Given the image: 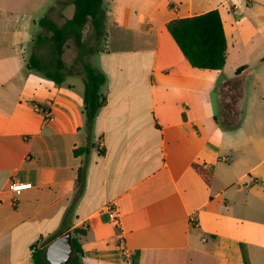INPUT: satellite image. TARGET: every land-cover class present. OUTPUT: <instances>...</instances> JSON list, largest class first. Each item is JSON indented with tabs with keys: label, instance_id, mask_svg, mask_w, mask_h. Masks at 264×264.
<instances>
[{
	"label": "crops",
	"instance_id": "crops-1",
	"mask_svg": "<svg viewBox=\"0 0 264 264\" xmlns=\"http://www.w3.org/2000/svg\"><path fill=\"white\" fill-rule=\"evenodd\" d=\"M70 4L0 0V264L46 260L76 228L82 264H264V0H104L89 60L105 105L90 132L85 75L58 85L27 69L39 20L62 25ZM212 10L228 42L214 71L168 29ZM16 182L32 186L15 194Z\"/></svg>",
	"mask_w": 264,
	"mask_h": 264
},
{
	"label": "trees",
	"instance_id": "trees-1",
	"mask_svg": "<svg viewBox=\"0 0 264 264\" xmlns=\"http://www.w3.org/2000/svg\"><path fill=\"white\" fill-rule=\"evenodd\" d=\"M71 3L74 5L73 17L67 19L62 25H58L47 15L39 20V26L44 29V32L38 34L33 41V51L27 59V69L62 85L68 76L78 73L75 66L69 67L63 60L66 46L73 43L77 51L75 64L80 63V71L85 75L83 113L86 120L85 128L90 132L99 111L105 105L101 88L107 78L89 61V57L96 50L85 40L84 29L90 24L95 38L100 41L104 39L106 11L104 0H71ZM168 29L193 67L214 71L221 70L226 65L228 42L219 10L176 19L168 24ZM47 45L50 47L51 56L40 55L38 51ZM239 71L241 69L237 73ZM81 152H89V147L83 148ZM75 153L78 154L79 151L75 150ZM84 184L85 169L82 168L76 181V198ZM73 234L72 244L74 254L77 256L70 264H82L80 258L83 251L78 236L85 234V230L76 228ZM34 262L48 264L43 253L35 254Z\"/></svg>",
	"mask_w": 264,
	"mask_h": 264
},
{
	"label": "water",
	"instance_id": "water-1",
	"mask_svg": "<svg viewBox=\"0 0 264 264\" xmlns=\"http://www.w3.org/2000/svg\"><path fill=\"white\" fill-rule=\"evenodd\" d=\"M72 238V232H68L47 247L46 260L49 264H69L71 262L74 253Z\"/></svg>",
	"mask_w": 264,
	"mask_h": 264
},
{
	"label": "rangeland",
	"instance_id": "rangeland-1",
	"mask_svg": "<svg viewBox=\"0 0 264 264\" xmlns=\"http://www.w3.org/2000/svg\"><path fill=\"white\" fill-rule=\"evenodd\" d=\"M40 13L41 12L38 11L36 13V15L38 17H41L40 16ZM66 13H67V16L68 17H72L73 16V13H74V6H73V4L68 5V8L66 10ZM60 21L62 22L63 20L60 19ZM84 38L87 41V43L89 44V46H91L92 48H94L96 51H98L102 47V45H103V40L104 39H102L100 41V40H97L95 38V35H94L93 31H92V26L90 24L87 25L86 28L84 29ZM68 48H70V49L66 51V54H65L64 58L66 60H69V62H73V66H75L76 70H81L80 63L79 62L78 63L76 62V64H75V59L77 57V54L75 52H77V51H75L76 49H75L73 43H70L69 46H68ZM42 53H43L44 56L49 55L48 51L45 50V49L43 50ZM89 59H90V57H89ZM229 68L230 67H228V69ZM228 69L225 71V73L223 74V76H228V75H230L232 73V72L230 73V71Z\"/></svg>",
	"mask_w": 264,
	"mask_h": 264
},
{
	"label": "built area",
	"instance_id": "built-area-1",
	"mask_svg": "<svg viewBox=\"0 0 264 264\" xmlns=\"http://www.w3.org/2000/svg\"><path fill=\"white\" fill-rule=\"evenodd\" d=\"M38 110H40L41 112H43V114L47 117L51 119V113L49 110L47 109H42L40 107H36ZM32 186L31 183H23V182H16L13 183L11 185V190L12 192H14L15 194H20L23 190L28 189ZM110 217L116 222V223H120L119 221V216L117 214V211L114 209H110ZM193 223H196V220H193Z\"/></svg>",
	"mask_w": 264,
	"mask_h": 264
}]
</instances>
